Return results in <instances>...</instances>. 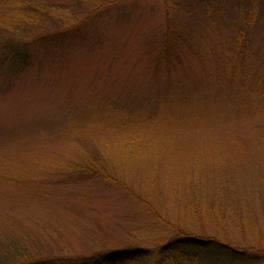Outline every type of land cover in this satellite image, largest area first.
Wrapping results in <instances>:
<instances>
[{
  "label": "rangeland",
  "instance_id": "374dc122",
  "mask_svg": "<svg viewBox=\"0 0 264 264\" xmlns=\"http://www.w3.org/2000/svg\"><path fill=\"white\" fill-rule=\"evenodd\" d=\"M108 1L98 44L15 77L0 66V260L190 233L264 252V0ZM26 2L64 0H0V19ZM167 3L191 38L156 67Z\"/></svg>",
  "mask_w": 264,
  "mask_h": 264
},
{
  "label": "trees",
  "instance_id": "16d2710c",
  "mask_svg": "<svg viewBox=\"0 0 264 264\" xmlns=\"http://www.w3.org/2000/svg\"><path fill=\"white\" fill-rule=\"evenodd\" d=\"M196 1L211 6L214 2L224 0ZM239 2L248 5L252 4L253 0ZM108 3V0H64L59 4L39 7L27 2L14 4V19H0V27L4 30L0 38V66L9 76L15 77L33 65L57 57V47L98 44L100 40L96 38V26L99 21L97 16L104 11ZM165 14V27L159 30L158 42L148 44V51H153V63H156V67L161 62L165 67L169 66L171 61L178 57L181 46L187 44L191 38H187V24L181 19H176L181 14L177 4L167 3ZM249 18L250 16H247L248 21ZM82 173H89V169ZM177 253L185 256H213L219 258L222 264H264V252L241 250L213 238L197 239L193 233L172 239L163 247L154 250L115 249L74 257L25 254L0 260V264H175L174 257Z\"/></svg>",
  "mask_w": 264,
  "mask_h": 264
}]
</instances>
